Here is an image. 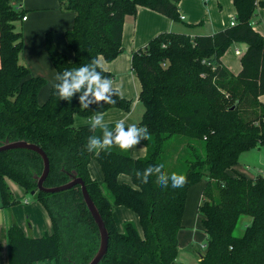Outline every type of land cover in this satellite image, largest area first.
Listing matches in <instances>:
<instances>
[{
	"label": "trees",
	"instance_id": "1",
	"mask_svg": "<svg viewBox=\"0 0 264 264\" xmlns=\"http://www.w3.org/2000/svg\"><path fill=\"white\" fill-rule=\"evenodd\" d=\"M19 1V0H18ZM60 10L74 15L71 29L64 33L72 59L57 50L51 33L45 34L47 56L56 73L83 66L102 56L106 61L122 51L125 16L138 7L179 21L177 0H58ZM13 0H0V145L24 140L37 145L49 159L44 187L80 177L108 231L107 252L99 264H182L176 261L178 232L187 190L206 181L198 212L206 235L198 264H264V178L248 179L234 173L241 153L264 147V38L250 20L264 0H232L235 24L212 35L190 37L162 33L134 52L131 68L140 83L138 100L143 114L137 126L147 127L150 139L141 141L146 154L133 159L117 147L98 154L85 150L87 138L99 135L90 124L75 127L74 115L90 118L94 112L119 108L125 112L131 102L119 94L115 105L93 104L83 110L79 94L71 101L59 100L50 88L46 100L38 93L46 84L19 62L22 33L15 23L24 11ZM246 45L241 69L233 75L221 62L233 44ZM104 77L111 75L98 68ZM115 125L109 126L114 129ZM96 160L103 173V189L88 171ZM165 164L169 174L186 177L183 187L167 188L150 176L140 184L135 171ZM42 170L41 158L28 150L0 152V197L3 209L18 201L8 180L24 191H35L36 201L46 210L52 233L26 236L12 221L7 230L8 253L0 264H87L99 244L98 229L82 201L80 188L48 194L36 190L34 176ZM130 178L119 183L118 176ZM122 206L135 213L140 231L132 222L118 232L112 212ZM249 217L240 235V220ZM5 236V235H4Z\"/></svg>",
	"mask_w": 264,
	"mask_h": 264
},
{
	"label": "crops",
	"instance_id": "2",
	"mask_svg": "<svg viewBox=\"0 0 264 264\" xmlns=\"http://www.w3.org/2000/svg\"><path fill=\"white\" fill-rule=\"evenodd\" d=\"M23 1L24 0L17 1L24 11V16H26V20L20 21L21 24H27L29 21V17L27 14H25L27 11L37 10L38 12H52L51 14H53L55 17H60L61 15L59 14H62L61 12H63L59 10L60 7H58V0H40L38 4L39 6L36 8L29 7L26 8V10L23 6ZM177 1L179 16L183 17L182 20L180 19L179 21H173L166 16H163L150 9L138 7L135 15L125 16L124 18L121 40L122 51L120 54L109 62L106 61L102 56L98 57V60L100 61V68L111 75L109 79L115 81L114 87L119 86V95L131 102L130 108H134L140 104L138 100L140 93V83L131 68V57L134 52L144 48L152 38L162 33L185 34L190 37L212 35L213 33L228 27L230 21L235 19V9L232 0ZM67 13L72 16L73 24L74 15L70 12ZM250 24L252 28L264 38L263 9L257 8L255 16H253V18L250 20ZM71 27L66 28L65 32L71 29ZM41 31L42 30H39L36 35V48L32 51L33 53L30 54L31 56L27 55L26 53L24 54L22 51L23 56H21V53L19 62L24 64L33 76H39L44 79L49 78L51 80V88L52 84L55 83L54 77L57 73L50 60L45 61V63L44 60L42 61L43 57L40 55V53L44 52L45 34L51 33L53 36V33L49 30L43 33ZM54 43H56L54 45L57 50L66 55L64 47L62 45H58L57 42ZM238 45L243 47L242 51L236 47ZM232 46H234V51L230 50ZM232 46H230L222 55L221 62L233 75H237L241 69L240 58L246 50V45L236 43ZM235 50L240 51L241 54H236ZM72 56L73 55L71 52V59ZM39 57L42 59H39ZM48 93L44 95L40 90L38 93L39 104H42L46 100ZM40 95L41 98H39ZM263 99L264 95L258 98V100L264 104ZM103 114L104 122L108 126L115 125L116 121L121 119L125 120L126 126L135 123V121L130 119V109L128 112H125L119 108H110L103 112ZM142 114L143 110L141 116ZM89 119L90 118L74 115L73 124L75 127L86 125L89 124ZM259 149L260 147L241 153L238 158V163L233 166L232 171L234 173L241 174L248 179H254L257 176L264 178V157L260 154ZM128 153L133 159L143 158L146 154V149L141 144H138L132 149L128 150ZM252 169L254 170V173L251 172ZM88 171L90 177L99 185L103 183V173L96 160L90 161L88 165ZM117 179L119 183L130 184V178L123 174L119 175ZM9 182L11 181L8 180V185ZM205 184L206 181L202 180L201 182L190 186L187 190L184 213L182 216V228L178 232L177 236L178 254L176 260L180 261L178 263L198 264L200 256L195 258L194 255L188 250L190 247H197L198 253L202 254L204 252L206 235L201 222L202 216L198 212V207L201 202V194ZM25 193L28 192L25 191ZM32 196L34 197V202L28 203V201H24V205L27 206L24 208V213H27L28 219L31 220L34 212V220L28 224H17L22 228L24 234L29 237L38 238L44 233L51 234L52 225L50 218L46 210L36 201L35 196ZM30 205L33 207V212H31L29 209ZM115 208L116 211L114 210L112 212V216L118 232L123 231V224L125 222H132L137 230L141 232L139 220L135 213L122 206H116ZM117 215L119 220L116 219ZM7 230L8 226H1L0 228L3 236L1 240L2 263L6 262V256L8 253V241L6 237ZM51 262L52 261H46L48 264H51Z\"/></svg>",
	"mask_w": 264,
	"mask_h": 264
},
{
	"label": "clouds",
	"instance_id": "3",
	"mask_svg": "<svg viewBox=\"0 0 264 264\" xmlns=\"http://www.w3.org/2000/svg\"><path fill=\"white\" fill-rule=\"evenodd\" d=\"M98 68L100 61L91 59L83 66L57 73L54 77L55 83L52 84L54 94L63 101H71L73 96L79 94L78 102L83 110L89 109L93 104L115 105L116 100L113 97L119 94V86L114 87L115 81L104 77ZM89 124L92 132L99 129L100 134L87 138L85 150L88 153L98 154L101 151H110L113 147L127 152L141 141L150 139L147 127L137 126L135 123L126 126L124 119L116 121L114 129H110L104 122L102 112H94ZM150 176H155L156 182L163 188H167L169 182L172 188L183 187L186 183L184 175L166 172L164 163L149 165L142 171H135V177L140 184H146Z\"/></svg>",
	"mask_w": 264,
	"mask_h": 264
},
{
	"label": "rangeland",
	"instance_id": "4",
	"mask_svg": "<svg viewBox=\"0 0 264 264\" xmlns=\"http://www.w3.org/2000/svg\"><path fill=\"white\" fill-rule=\"evenodd\" d=\"M40 0H24V7L25 10L26 8L32 7L36 8L39 6ZM18 3V2H17ZM19 4V3H18ZM59 4V1H58ZM59 7V5H58ZM57 9V8H56ZM60 10V9H59ZM61 12V11H60ZM52 12H38L37 10H31L25 12L27 16L29 17V21L27 24H21L20 21L15 23L16 29L22 33V38H23V53L31 56L33 50L36 48V35L39 32V30H42L41 32L45 31H51L53 33V42H57L58 45H62L65 49L66 57L67 59H71V51L67 47V44L64 39V32L66 28L71 27L72 24V16L67 13V12H61L62 14L60 17H55ZM27 29V31H26ZM56 44V43H54ZM240 51H242L243 47L238 45L236 46ZM231 51H234V46L230 48ZM239 51L238 54H241ZM23 53L21 56H23ZM34 55V54H33ZM40 55H42L43 59L39 57V59H42V61H49L46 53V48L44 45V52H41ZM50 63V62H49ZM51 65V64H50ZM46 84L40 89L41 92L45 95L49 92L50 88V79L45 78ZM40 92V91H39ZM41 98V95L40 97ZM43 100V99H41ZM264 101V99H263ZM143 110V106L141 104H138L134 108H130L131 111V120L135 121V124L138 125V122L141 120V113ZM260 154L263 155L264 157V147H260L259 149ZM264 160V159H263ZM249 165V164H248ZM251 165V164H250ZM252 173H254V170H251ZM9 187L12 193L15 195L16 200L18 203L11 207L10 209H3L2 208V202H1V197H0V228L1 226H9L12 221H16V223H21V224H28L29 222L34 220V212H33V207L32 205L29 206V209L31 212H33L32 219H28L27 213H24V208L27 207L24 205V201L34 202V197L30 193H25L24 189L19 187L13 182H9ZM100 187L103 189V183L100 184ZM116 211V208H113V211ZM130 213V212H129ZM117 220H119V217L117 215L116 217ZM250 218L249 217H244L240 220L236 230L234 231L235 235H240L241 232L243 231L244 227L249 224ZM188 250L194 255L195 258L199 257L201 253H198L197 250L198 248H188ZM177 262H180L176 260ZM46 262H37L35 264H41ZM51 264H54L53 261Z\"/></svg>",
	"mask_w": 264,
	"mask_h": 264
},
{
	"label": "water",
	"instance_id": "5",
	"mask_svg": "<svg viewBox=\"0 0 264 264\" xmlns=\"http://www.w3.org/2000/svg\"><path fill=\"white\" fill-rule=\"evenodd\" d=\"M18 149L32 151L41 158V161H42L41 173L39 175L34 176V180L36 181L37 191L48 193V194H54V193H59V192L69 190L75 186H78L80 188L81 195H82V201L85 204L89 214L91 215L98 229V235H99L98 248L87 264H99V262L102 260V258L107 252L109 234L98 212V209L96 208L94 202L92 201V199L90 198L87 192V189H86V186L83 180L80 177H77L76 173L73 172V174L69 176L70 179L67 183L56 186V187H49V188L44 187L43 183L49 173V159L47 155L37 145L26 142L24 140H20V141H7L6 140L4 143L0 145V152L9 151V150H18ZM34 193L35 191H32L31 195H34Z\"/></svg>",
	"mask_w": 264,
	"mask_h": 264
},
{
	"label": "built area",
	"instance_id": "6",
	"mask_svg": "<svg viewBox=\"0 0 264 264\" xmlns=\"http://www.w3.org/2000/svg\"><path fill=\"white\" fill-rule=\"evenodd\" d=\"M17 1H18V0H13L12 4L14 5V8H15L16 10H19V9L21 8V6L17 3ZM180 19L182 20L183 17L180 16ZM24 20H26V16H23V17H22V21H24ZM234 24H235V21L232 20V21H230L229 26H233ZM235 53L238 54L239 51H238V50H235Z\"/></svg>",
	"mask_w": 264,
	"mask_h": 264
}]
</instances>
